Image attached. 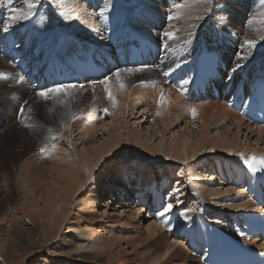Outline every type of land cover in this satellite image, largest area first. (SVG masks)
I'll use <instances>...</instances> for the list:
<instances>
[{
    "label": "bare ground",
    "instance_id": "1",
    "mask_svg": "<svg viewBox=\"0 0 264 264\" xmlns=\"http://www.w3.org/2000/svg\"><path fill=\"white\" fill-rule=\"evenodd\" d=\"M223 2L224 0H212L211 4H204L203 0H39L31 17L10 21L8 17L11 13L8 9L26 7L25 0H0L2 262L7 264L15 258L20 260L23 257L25 260L35 245L34 237L38 235L51 241L62 229L67 230L62 232L59 245L62 249H69L67 253L73 256L74 253L71 252L79 241L76 242L77 237L67 234L74 228H79L77 231L89 238L87 241L92 244L85 246L93 250L92 255L81 253L86 257L83 260L90 264H96L98 259H101L102 264H206L201 236L194 232L200 216L219 221L223 216L227 221L217 226L224 229H227L226 224H236L237 219H232L233 216L241 217L248 207L256 208L264 217V208L256 206L263 194L254 190L255 198H250L245 190L246 184L240 180L238 169L233 166L236 158L241 155L252 153L251 157H255L254 161L257 162L260 158L264 159V126L253 123L244 116V112L237 113L230 107L239 91L243 92V103H247L252 87L259 81L264 70V0H227L228 7L221 10ZM176 3L186 7L176 9ZM175 11L189 14L193 11L202 12L203 25L189 34H182L168 46H163L153 36L160 34L157 29L162 27L161 16L167 18ZM97 14L99 19L96 20ZM220 17H226V23H221ZM143 20H148L153 25L141 27ZM5 23L11 24L8 32L3 31ZM172 28L173 25L168 30L172 31ZM58 34L72 35L68 42L77 46L78 55L68 56L65 63L57 60L53 54ZM244 39H255L256 47L243 46ZM59 47L56 54L61 57L64 53ZM238 54L248 55V59L238 60ZM200 58L212 67L213 74L209 78L218 89L219 100L214 99L208 91L204 95L191 92L196 82L195 72H198ZM87 59L91 69L82 67ZM237 63L241 67L233 72ZM68 67H73L75 72L80 71V76L75 77L74 73L68 71ZM127 69L133 71L128 72ZM117 72L120 73V82L125 84L123 89L117 82ZM105 78L109 79L112 93L122 98L124 104L115 113L118 120L110 115V122L102 125L100 131L94 121L99 120L101 115L105 116V108L113 107L105 98L104 85L99 83ZM61 84L76 87L70 90L69 96L52 95L45 100L37 95L39 91ZM161 85L170 86L173 92L170 93L167 89L163 92L158 87ZM161 94L166 100L163 104L158 103ZM187 96H191L192 100L186 99ZM128 106L131 107V116L136 115L137 106H142L146 111L150 108L149 117L153 122L150 130L153 137L156 133L162 136L157 144L140 143L139 139L128 132V122L120 117L125 114ZM21 108L24 109L23 114L20 112ZM190 109L196 110L195 116ZM144 119L146 117L141 120L145 121ZM183 120L188 132L181 130V136L172 137L169 142H165L166 128ZM228 121L233 122L231 125L235 132L232 133L227 126ZM212 128L216 131L214 136L210 134ZM107 129L108 136L102 142L85 145L94 138L98 130L103 132ZM242 129L251 136L244 133V141L241 143ZM254 134L257 135L255 140L252 136ZM75 139L83 146L81 150L76 151V147H73ZM52 143L56 145L55 151L52 150ZM42 147L51 149L52 153H41ZM222 148L226 152L220 158L222 161L210 165L212 172L203 176L194 171L196 165L203 162L199 156ZM135 159L142 164L135 167ZM115 160L124 161L120 165L129 163L130 166L115 168L117 163L110 164ZM204 160L209 162L212 156ZM144 162L149 163L150 167L158 164L156 169L159 172L171 166L176 173V166L181 165L180 170L183 167L189 177H194L190 184L194 185L196 191H189L192 203L178 218L175 216V221L182 224L163 221L162 226H157L147 221L145 231H142L139 238L131 234V223L122 227L125 232L122 235L114 234L115 231L110 227H107L105 234L91 229L88 223L95 218L92 213L93 199L99 197L101 186L108 182L109 186L106 185L105 189L109 191L107 193L115 190V199L130 200L129 169L135 167L144 174L146 170L152 169ZM110 167H114L112 173L115 172V177L114 174L112 177L105 176ZM180 170L179 172L182 171ZM179 172L176 175L179 176ZM213 176L217 181H222L220 184L225 183L228 187L224 190L219 182L215 183L219 188L204 184L202 186L198 182L201 178L206 182L211 181ZM140 179L141 176L137 182L142 189ZM252 187L255 189L254 185ZM82 190L87 194H81ZM105 192L103 195H107ZM138 193L139 191L136 195ZM151 203L157 206L161 204L156 196L152 197ZM227 203H230V208L226 207ZM73 206L79 208L77 214L74 213L71 218L68 215L62 217L70 214ZM61 212L65 213L56 216ZM139 214L137 210H133L130 215L137 217ZM108 219L111 222L112 219L118 220V217ZM120 221L116 223L117 226H120ZM126 222L124 220L123 223ZM213 224L216 225V222ZM89 228L93 232L87 235ZM165 228L172 234L178 231V237L184 233L188 246L177 247V243L172 242L164 231ZM236 230L232 226L231 231L238 233ZM251 243L258 250L264 248V241L258 238ZM60 256L65 259L64 262L45 260L47 263L42 261V264L76 262L71 257ZM13 264H18V261Z\"/></svg>",
    "mask_w": 264,
    "mask_h": 264
},
{
    "label": "rangeland",
    "instance_id": "2",
    "mask_svg": "<svg viewBox=\"0 0 264 264\" xmlns=\"http://www.w3.org/2000/svg\"><path fill=\"white\" fill-rule=\"evenodd\" d=\"M147 11L149 12V10H147ZM176 11L171 14L172 16L176 15V17H177L176 19L169 20L168 17L170 15L167 18H166V16H161V20L160 21L162 23V27H161V29H157V31L160 34L157 35V36H153L163 46H168L171 42L177 40V38L182 36V34H189V33L193 32V31H195V29H197L199 26L203 25V24H201V22L203 21V13L202 12L195 13L193 11V13L191 12L189 14L187 12L178 13ZM96 17H97L96 20L99 19L98 14H97ZM199 17H202V18L200 19ZM151 25H153V24L150 21H148V20H143V22H141V27L151 26ZM172 25H173L172 31H175V38L170 40L167 37H164L162 35V33H163L162 30H164V32L165 31H170L168 29ZM71 36L72 35L66 36L65 34H58L57 37H56V40L54 42V53L53 54H54V56L56 55L55 58L57 60H60L63 63H65L66 58H68V56L73 55V54L74 55H76V54L78 55L77 46H73V43H69L68 42V39ZM58 46H60L59 50L64 53L61 57H59L56 54ZM79 56H81V54ZM83 66L84 65H82V67ZM69 70H70V72L75 73L77 76H80L79 75L80 71L79 72H75V69L73 67H70V68L68 67V71ZM141 82H144V81H141ZM141 82H139V84L146 85V83H141ZM158 87H160L163 90V92H164V89H167V91L170 90L171 91L170 93L173 92L172 88L170 86H162L161 85V86H158ZM113 96L115 97L116 105L113 106L112 108L108 109V111L105 114V116L101 115L98 118L99 120H95L96 122L94 121L95 125L97 127L99 126L100 131H101L102 125L108 124L110 122V120H111V117L113 118L115 116V113H117L116 111H119L120 106L122 104H124L122 98L117 97L115 94H113ZM141 107L142 106H137L136 112H135L136 115L133 113L134 115L131 116V113H132L130 111L131 107L128 106L126 108V111H125L126 115L125 114L124 115L121 114L120 117H122L124 120H126L128 122V124H127L128 132L131 133L137 139H139L140 143H147L149 145L157 144L160 141V139L162 138V136H160V134L156 133L155 136L153 137V133L150 130V128L152 127V124H153L152 118L149 117V115H150L149 113H151V110H150V108L149 109L147 108V111H146L145 108L142 109ZM154 111L155 112H160V111H156V110H154ZM113 112H114V114H112ZM155 112H154V114H155ZM110 115H111V117H110ZM142 116L146 117V119H144L145 121L141 120L143 118ZM153 116H155V115H153ZM114 118L116 120H118L117 116H115ZM100 120L101 121L104 120V122H101ZM226 123H227V126H229V129L231 128V132L232 133L235 132L234 126L231 125V123H233V122L228 121ZM185 126H186L185 125V121L183 120V121H179L178 123H173L172 126L170 125L168 128H166V133H165V138H164L165 142L166 141L169 142L171 139H173V138H175L177 136L178 137L181 136V132H182L181 130H183L184 133H187L188 130L186 129ZM118 127H120V126H118ZM100 131L98 130L95 133L94 138L92 140L86 142L85 145L86 146H90V145H93V144H98V142H102L103 139H105L108 136L107 134L109 133V129H107L106 131H103V132H100ZM215 133H216V131L213 128L210 129L211 136L212 135L214 136ZM241 133L242 134L240 136V141L242 143V141H244L243 134L246 133V135H247L248 132L245 129H242ZM74 134L76 135V133H74ZM248 134H249V136H251L250 133H248ZM252 136H254V138H253L254 140L257 139V135L254 134ZM77 139L74 140V146H73V147H76V151H78L79 149L81 150L82 147H83L80 144V141H78ZM76 140H77V142H76ZM70 151L72 152L71 145H70ZM225 152H226V150L222 148V149H219V150H215V152H213V153L212 152L211 153H206L203 156H199V157L202 158L203 162L198 164V165H196V167L194 168V171H196V173L203 174V176L208 174L209 172H212L213 169L210 167V165H212V163L215 164V162H217L219 160L222 161V159H220V158L223 157V154H225ZM45 153L46 154L47 153L51 154L52 150L48 149L47 151H45ZM213 155H216V157L214 158ZM131 156H132V154H131ZM211 156H212V160L211 161L207 160L209 162H204L205 161L204 159L211 158ZM122 162H124V161L115 160V161L111 162L110 164L117 163V165L114 166L115 168H117L119 166L120 167L126 166V168H127V166L128 167L130 166L129 163L126 164V165H120ZM141 164H142L141 161L138 162L135 159V165H134L135 167H137V166H139ZM144 164L149 166V168H152L150 170H146V172H144V174L139 172L138 169H135V167H132V168L130 167V169H129V172H130L131 176H130V179L128 180L129 181L128 182V185H129L128 189L130 188L131 190L128 191V193H129L128 196L130 195V198H131L130 200L127 199V200H123L122 201V198H119V196H117L119 198V200L115 199V197L113 196V195L116 196V194H117V192L115 190H113V192L110 193V194L107 193L109 191L105 190L107 188L106 185H108V182L104 183L102 186L98 183V187L101 186V188L98 191L99 197H95L93 199L94 210H92V213L95 216V218H94V221H92L91 223H88V224H90L91 229H94V231H96V232L99 231L102 234H105L106 229H108L107 227H110L111 230L115 231L114 234L122 235L123 233H125V232H123L122 227H125V225L127 223H131L130 227H131V231H133L131 234H133V237L139 238L143 234L142 231H145L144 228H146V222L147 221H148V223L156 224L157 226H162L163 225V221H165L166 223L170 222L169 224H172L174 222V220L171 219V215H172V217L176 216L178 218V216L181 215V212L183 210H187L188 209V207L192 203V195H191L190 192H195L196 191L195 188H194V185L190 184L191 178H193V180H194V177H189V175L187 174L188 172L187 171H183V167H182V169H181L182 171H181L180 170L181 165L180 166L177 165L176 168H175L176 171L178 170L176 172L177 174H178L179 170L182 172V173L179 172L180 174L178 176V175H176L175 172H173L171 166L167 167L166 168L167 170H165V168H163L165 171L163 170V171L159 172L156 169L158 164H155L156 166L152 165L151 167H150V164L147 163V162H144ZM207 164H208V166H206ZM204 166H206V167H204ZM114 167H110L105 172L106 173V175H105L106 177L108 175H111L110 177H112L113 176L112 174H114V177H115V172L112 173ZM184 169H185V167H184ZM107 173H109V174H107ZM166 174H168L167 176H169V177H167ZM139 176H141L140 181H142L141 182L142 185H143L142 189L140 188V185L137 182V179H138ZM101 177L102 176H100V178ZM213 178L214 179H212L211 181H207V182L204 181V178H201L198 182H199L200 185L204 184V185H207V186H211L212 188H219L220 187L219 185H222L224 187V190H225V188L228 187L227 184H225V183L220 184V182H222V181H220V182L217 181V179H215L214 176H213ZM219 180H222V179H219ZM216 182L217 183L219 182V185L215 184ZM109 183H110V181H109ZM125 188H126V186H125ZM138 191H139V193H138V195H136V192H138ZM104 192L107 195H103ZM124 192H125V190H124ZM83 193L87 194V192L85 190H82L81 194H83ZM183 193H184V195H183ZM223 193H224V191H223ZM126 196H127V193L124 194V197H126ZM153 196H156L157 200L159 202H161L160 206H156V205H153V203H151ZM217 198L219 200V197H217ZM178 200H179V202L177 203ZM209 202L210 201H207L208 204H209ZM168 203H171L173 205V209L170 212H168V213H166L164 215H160V213L163 212V205H166ZM151 205H153V207ZM209 205L211 207H213L211 204H209ZM229 205H230V203H227L226 207L230 208ZM71 209H72V211H71L70 214L62 215L65 212H61V213L56 214V216L57 215H62V217H63L65 215H68L71 218V216L74 213L77 214V210H79V208H75L73 206V207H71ZM132 209L133 210H137L140 214L137 217H135V215H130L131 212L133 213ZM226 211H227V209H226ZM8 212L10 213L11 209L8 210ZM174 212H177V214L175 213L176 215L175 214L173 215ZM113 217H118V220L117 219H114V220L112 219L111 222H108V220H109L108 218H113ZM162 217H163L164 220L163 219L161 220ZM165 217H169V218L166 219ZM221 217H223V216H221ZM120 220H122V221H120ZM124 220H127V222L123 223ZM68 221H69V219H68ZM118 221H120L119 222L120 226L119 225L117 226V224H116ZM165 222H164V224H165ZM175 222H179V224H182L180 221H175ZM66 223H67V221H65V223H64V228H66L65 227ZM108 223H110V224H108ZM136 226H138V227H136ZM184 226H185V224L182 226V228ZM111 227H113L114 229L111 228ZM91 229L89 228V232H88L87 235H90L93 232V230H91ZM65 230H67V229H62L59 232V234L55 235V239L51 240V241H49V238L43 239V238L38 237V235H37L36 237H34L36 239L35 240V245L36 246L34 245V247H32L31 251L28 253V255H30V256L26 257L25 260H24V257L22 259H20V260L15 258L13 262H8L7 264H9V263L10 264L17 263V261H18V264H42V261L47 263L48 260H61V261L63 260L62 262H64L65 259H62L60 255H64V256L71 257L72 259H74L76 262L71 261L73 264H90V263L85 262V260H83V258H86L84 254H88L89 253L88 255H92V251L93 250H91L89 248H88L89 249L88 250L85 247L86 245H92V244H90L87 241V239H89V238H86L85 236L81 235V233L77 231V230H79V228L78 229L74 228L73 230L70 229L71 231H69V234H67V236L68 235L69 236H71V235L75 236L74 238L77 237L76 238V242L79 241V242H77V246L75 248H73V252H71V253L72 254L74 253V254H73V256H71V254L67 253V251H70L69 249H66V250L62 249V247L59 245L61 243L59 240L63 236L62 232H65ZM164 231L166 232V234H168L170 236V238H171L170 240L172 242L174 241V243L175 242L177 243V247L183 248V246L184 247L188 246L187 245V241H186L187 237L185 238L184 233L180 234L181 236H179L180 237L179 238L178 235H177L178 231L174 232L173 234L169 233L168 231H166V228L164 229ZM128 233H129V230H128ZM184 241H186V243ZM20 253H22V252H20ZM81 253H84V254H81ZM93 255H94V253H93ZM90 257L93 258V256H90ZM45 260H47V261H45ZM0 264H6V263H4V262H2L0 260ZM96 264H102L101 259H98V262Z\"/></svg>",
    "mask_w": 264,
    "mask_h": 264
},
{
    "label": "snow or ice",
    "instance_id": "3",
    "mask_svg": "<svg viewBox=\"0 0 264 264\" xmlns=\"http://www.w3.org/2000/svg\"><path fill=\"white\" fill-rule=\"evenodd\" d=\"M38 2H39V0H25L26 7H24V8L10 7L8 9V11L11 13V15L8 17V20L16 21V20H20L21 18L28 19L29 17L32 16L33 10L36 8V4ZM203 3L204 4H211L212 0H203ZM184 7H186V5H184V4H180V3L174 4V8H176V9H181ZM213 7H215V5H213ZM227 7H228L227 0H224V2L221 4V10H224ZM176 18L177 17L172 16V15H170L168 17L169 20L176 19ZM219 20L221 23H226V17H220ZM10 27H11L10 23H5L3 31L8 32ZM162 35L171 40V39L175 38V31H165L162 33ZM262 39H264V37H262ZM256 44H257V41L255 39H244V41H243V46H246L247 48H255ZM237 59L238 60H246V59H248V55L238 54ZM240 67H241V65L239 63H237L236 67L233 68V72L237 68H240ZM140 70L141 69H136V71H140ZM126 71L132 72L133 70L127 69ZM115 76L117 77V82L119 83L120 88L121 89L125 88V84L123 82H120V80H119L120 73L119 72L115 73ZM99 83L104 85L105 98L108 101H110L113 104V106H115L116 100H115V97L113 96V93H112L110 87H109V79L105 78L104 80L100 81ZM75 87H76L75 85H63V84H61V85H57L53 88H49L46 90L39 91L37 93V95L40 96L41 98L45 99V100L49 99L52 95L69 96L70 90L74 89ZM165 102H166L165 97L163 94H161L158 103L163 104ZM23 111H24V109L21 108L20 109L21 114H23ZM104 111H105V113H107L108 109L105 108ZM190 111H191L192 115L195 116L196 110L190 109ZM55 148H56V145L53 144L52 150L55 151ZM47 150L48 149H46L45 147L40 148L41 153H44ZM255 159H256L255 157L245 158L246 166L250 169V171L252 173H259L260 179H264V159H262L259 162V166L252 163V161ZM172 209H173V205L171 203L163 205V212H161L160 215H164V214L170 212Z\"/></svg>",
    "mask_w": 264,
    "mask_h": 264
}]
</instances>
